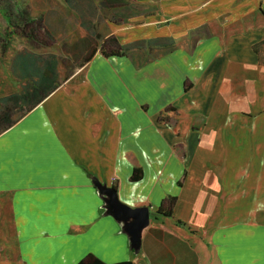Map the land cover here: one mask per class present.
Returning <instances> with one entry per match:
<instances>
[{"label":"crops","instance_id":"0c3cea01","mask_svg":"<svg viewBox=\"0 0 264 264\" xmlns=\"http://www.w3.org/2000/svg\"><path fill=\"white\" fill-rule=\"evenodd\" d=\"M149 3L154 16L114 32L126 56L96 52L66 76L40 61L48 49L9 55L0 101L34 95L0 122V264H264V0ZM202 23L212 36L191 48ZM135 39L174 47L145 62ZM94 180L149 206L137 251ZM164 198L171 216L155 212Z\"/></svg>","mask_w":264,"mask_h":264},{"label":"flooded vegetation","instance_id":"af4514ba","mask_svg":"<svg viewBox=\"0 0 264 264\" xmlns=\"http://www.w3.org/2000/svg\"><path fill=\"white\" fill-rule=\"evenodd\" d=\"M56 3L61 13L57 17H49L48 8L30 13V7L33 6L31 0H0V68L6 67L9 73L15 65V60L9 57L13 54L12 50L18 55H26L29 53L27 48L43 51L54 48L59 50L58 56L47 52L39 55L40 61L47 64L49 71L54 65H61L65 75L69 76L96 52L103 56H126L127 44L121 42L119 35L114 32L155 15V6L149 0H60ZM260 12L264 18L261 6ZM193 31H199V34L193 35ZM188 34L192 40L189 43L191 48L198 40L212 36L207 23L190 28ZM134 41L138 43L133 45L132 50L140 52L145 62L156 58V53L162 48L169 51L174 47L173 40ZM20 42L22 47H16ZM33 95L34 91L28 88L20 95L0 101V116L11 117L18 109H23L20 114L29 110Z\"/></svg>","mask_w":264,"mask_h":264},{"label":"water","instance_id":"95a60500","mask_svg":"<svg viewBox=\"0 0 264 264\" xmlns=\"http://www.w3.org/2000/svg\"><path fill=\"white\" fill-rule=\"evenodd\" d=\"M94 183L102 195L103 207L106 212L121 223L122 229L129 236L131 248L137 251L140 246L141 230L148 224L150 219L149 206L132 207L127 205L119 200L116 189L111 186L108 187L97 180H94Z\"/></svg>","mask_w":264,"mask_h":264},{"label":"rangeland","instance_id":"374dc122","mask_svg":"<svg viewBox=\"0 0 264 264\" xmlns=\"http://www.w3.org/2000/svg\"><path fill=\"white\" fill-rule=\"evenodd\" d=\"M56 1H60V0H31V3H32L31 5H33V6H32V8L30 7V13L34 12V11H38V10H43V8H44V10H46V8H48L47 15H49V17H51V16L57 17L60 15L59 13H61V8L58 7ZM48 6H50V7H48ZM0 10H1V8H0ZM67 11H69V8H67ZM2 27H3V25H2ZM254 44H255L256 52L259 54V64L264 67V38L263 37L260 38ZM19 47H22V42L19 43ZM47 51L48 52L52 51L53 53H56V54L60 53L59 50L54 49V48L48 49ZM263 67L258 68V73H257V76L255 77V81H256L255 90L256 91L259 90L258 89L259 86L262 87L264 84V68ZM5 76H7L6 68L5 67L0 68V78L1 77L4 78ZM243 81H246V78H244V76L242 74H240L239 78H238V86H239L240 90L243 87ZM247 84L248 85L251 84L250 80H248ZM21 110H23V109H18L16 111V113L14 115H12L11 117L14 118V117L20 115ZM170 119H171V123H173V124L179 123V119H177L176 116H170Z\"/></svg>","mask_w":264,"mask_h":264},{"label":"trees","instance_id":"16d2710c","mask_svg":"<svg viewBox=\"0 0 264 264\" xmlns=\"http://www.w3.org/2000/svg\"><path fill=\"white\" fill-rule=\"evenodd\" d=\"M53 86L54 85H52V84H48V86H47L48 93L51 91V89L54 88ZM0 122L8 124L11 122V117H9L8 115H2V116H0ZM168 124L170 126H172L171 123L168 122ZM140 177H141L140 168L134 167L132 174L130 176V179L131 180H138ZM111 187L116 189L114 182L111 184ZM165 200H166L165 198L161 200V202L156 207L155 212L159 215L171 216L172 211L167 207ZM168 200H170V203H172L174 200V197L169 196ZM178 222H180V221H178ZM77 264H103V262L98 260V259H89V257H87L86 259L79 261ZM112 264H132V262L127 260V261H120V262H116V263H112Z\"/></svg>","mask_w":264,"mask_h":264}]
</instances>
